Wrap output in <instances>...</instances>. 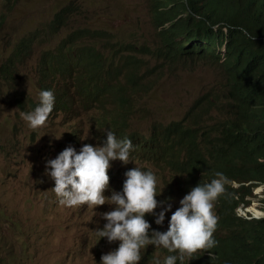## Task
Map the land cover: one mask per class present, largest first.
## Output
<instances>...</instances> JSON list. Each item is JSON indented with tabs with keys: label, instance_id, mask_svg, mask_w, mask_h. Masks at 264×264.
I'll return each mask as SVG.
<instances>
[{
	"label": "trees",
	"instance_id": "trees-1",
	"mask_svg": "<svg viewBox=\"0 0 264 264\" xmlns=\"http://www.w3.org/2000/svg\"><path fill=\"white\" fill-rule=\"evenodd\" d=\"M17 1L10 0L8 5ZM150 2V17L158 34L153 57L166 65L190 66L194 61H213L224 78L222 86L205 92L185 114L189 127L152 125L148 133L154 145L178 150L177 160L181 162L177 166L188 180L184 188L190 190L198 183H210L218 178L217 173L224 178V193L214 207L220 221L214 235L216 246L206 255L187 259V264H264V218L237 216L239 209L251 207L255 190L262 188L264 197V0ZM72 13L71 8L63 7L48 24L22 35L3 60L0 79L10 87L15 86L19 67L33 52L31 47L44 39V44L55 40ZM90 39L104 41L101 45L112 49L103 51L102 46L96 47ZM115 47L99 30L78 28L64 34L51 48L42 50L36 67L35 92L37 97L41 90L54 93L50 117H61L63 121L67 115L86 110L88 104L95 105L99 112L92 122L96 135L101 128L115 130L112 129L115 119L110 121L109 110L120 108L119 112L132 118L136 110L133 102L127 105L126 100L141 93L143 76L136 70L139 63L118 54ZM137 50L129 47L128 52L134 54ZM146 50L147 47L142 48L141 54ZM25 102L27 109H35L39 100L17 98L16 106L22 112H26ZM114 133H118V139L127 131ZM152 156L161 162L160 153ZM111 169L116 173L109 175V186L122 185L126 176L118 183L112 181L122 170ZM260 202L264 209V199ZM145 219L150 222L155 216L146 215ZM170 254L167 249L154 247L157 259L154 264H164Z\"/></svg>",
	"mask_w": 264,
	"mask_h": 264
},
{
	"label": "rangeland",
	"instance_id": "rangeland-1",
	"mask_svg": "<svg viewBox=\"0 0 264 264\" xmlns=\"http://www.w3.org/2000/svg\"><path fill=\"white\" fill-rule=\"evenodd\" d=\"M9 3L10 0H0V66L22 35L48 24L53 14L63 7L71 8L73 13L55 40L44 44V39L31 47L33 52L19 67L15 86L10 87L0 79V264H101V256L118 247L117 241L109 243L95 231L106 223L101 214L112 210L113 206L105 204L97 212L88 205L65 207L51 189L54 181L45 174L46 162L65 148L72 147L79 152L85 143L101 145L97 143L96 129L92 125L97 114L95 105L67 115L63 121L61 117L49 115L45 126L33 130L15 103L17 98L39 100L35 83L42 50L51 48L64 34L78 28L99 30L104 37H109L110 45H117L115 52L118 49V54L139 63L136 70L143 76L144 86L139 95L126 101L127 105L133 102L136 110L130 130L142 135H147L152 125L189 127L185 114L205 92L224 84L223 75L213 61H194L190 66H181L166 65L153 57L158 34L150 17V0H18L12 2L13 5ZM89 42L101 48L104 41L90 39ZM129 47L138 50L131 54ZM146 47L150 53L146 50L141 54ZM103 48L112 49L111 46ZM105 54L108 51L105 50ZM27 106L25 102L26 112L23 113L34 110ZM108 108L113 109V106ZM111 163V168H119L114 161ZM111 168L108 175L114 174ZM163 182L166 186L169 178H164ZM112 191H122V186H111L104 195L110 196ZM253 196L251 207L239 209L238 215L243 218L264 216L260 202L264 199L262 188L255 190ZM170 203L173 205L171 200Z\"/></svg>",
	"mask_w": 264,
	"mask_h": 264
},
{
	"label": "clouds",
	"instance_id": "clouds-1",
	"mask_svg": "<svg viewBox=\"0 0 264 264\" xmlns=\"http://www.w3.org/2000/svg\"><path fill=\"white\" fill-rule=\"evenodd\" d=\"M38 99V106L33 111L21 113L33 130L45 126L55 103L51 90H41ZM91 107L88 104L86 110ZM119 110L107 111L110 121L115 119L112 127L115 130H99L96 140L101 145L85 143L79 152L67 147L56 158L46 162L45 174L54 181L51 189L58 202L70 208L88 205L95 212L105 204L113 206L112 210L101 214L106 223L95 231L109 243L117 241L118 247L103 254L101 264H144V259H150V264H154L157 261L153 255L154 247L177 253L167 256L164 264H176L178 259L183 264L186 257L190 261L198 254L206 255L217 243L214 235L220 221L214 207L225 190L222 174L217 173L218 178L210 183H198L190 190L184 188L183 184L188 180L177 166L181 162L177 160L178 150L171 146L158 147L148 134L131 131L129 124L132 118ZM96 113L99 112L96 110ZM116 131H127V134L117 139ZM154 153L161 154V162L152 156ZM113 161L126 179L122 191H112L110 196H105L110 181L108 171ZM166 177L169 183L164 186ZM146 215L155 216L152 231ZM262 218L264 216L258 219ZM150 254L151 257H147ZM211 256L215 259V255Z\"/></svg>",
	"mask_w": 264,
	"mask_h": 264
},
{
	"label": "bare ground",
	"instance_id": "bare-ground-1",
	"mask_svg": "<svg viewBox=\"0 0 264 264\" xmlns=\"http://www.w3.org/2000/svg\"><path fill=\"white\" fill-rule=\"evenodd\" d=\"M121 177H122V176H121V173H117L116 175H114V179H112V181H114V183H118V181L120 180ZM118 185H119V184H118ZM113 186H114V185H113ZM116 186H117V185H116ZM116 186H115V187H116ZM120 186L123 187V184L120 185ZM109 187H110V186H109ZM109 187H108V188H109ZM165 215L168 216L167 214H165ZM165 219H166V218H165ZM165 219H164V220H165ZM256 219H257V218H256ZM148 223H149V224H152V223H153V220L150 221V222H148ZM153 227H154V226L151 225L150 231L153 230V229H152ZM170 255H171V254H170ZM173 255H177V254H173ZM147 257H149V256H147ZM141 259H144L143 256H141ZM187 259H188V258H185V259H184L183 264H187ZM143 263H144V264H149V263L147 262V259H144V260H143ZM176 264H181V261L178 259L177 262H176Z\"/></svg>",
	"mask_w": 264,
	"mask_h": 264
}]
</instances>
